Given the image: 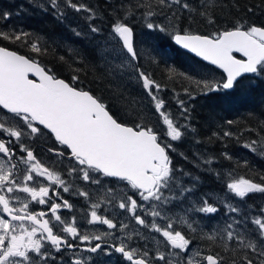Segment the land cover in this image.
Returning a JSON list of instances; mask_svg holds the SVG:
<instances>
[{
  "label": "trees",
  "instance_id": "obj_1",
  "mask_svg": "<svg viewBox=\"0 0 264 264\" xmlns=\"http://www.w3.org/2000/svg\"><path fill=\"white\" fill-rule=\"evenodd\" d=\"M181 2L188 3L190 9L178 4L162 6L160 0H71V4L83 6L80 11L71 7L69 0H57L55 8L51 0H0V47L35 60L56 77L88 91L118 122L133 127L136 124L149 126L162 146L170 142L172 147L166 152L170 157L171 175L175 177L171 189L179 191L172 195L190 189L182 195L200 204L206 199L208 204L217 207V212L200 217L203 226L198 228L209 229L231 219L232 213L226 215L224 204L214 202L212 196L228 190V175L264 186V75L243 76L229 91L202 90V85L197 87L196 80L222 81V74L177 48L171 43V37L176 33L211 37L236 27H264V0ZM149 12L154 14L147 15ZM6 13L7 19L4 18ZM77 21L85 26L79 27ZM117 21L132 29L133 45L136 41L138 43L142 34L144 42H141L148 51L144 60L139 52L142 48H134L138 56L133 61L135 71L137 73L139 68L161 85V90L156 93L164 102L161 111L167 113L174 126L181 130L179 140L171 141L167 136L163 117L155 112V101L151 97L149 100L138 98L141 96L138 89L143 88L142 80L119 86L106 76L100 65L98 46L89 37L108 33ZM148 23L159 25L166 31L149 29ZM93 27L98 31L93 32ZM18 33L26 35L16 40L14 37ZM34 43L40 52L31 50ZM74 76L77 79L73 80ZM143 91V96L149 97ZM134 98L139 99L140 104ZM180 101L187 111H183ZM225 132L231 135L225 136ZM37 137L48 140L53 148L49 134L44 132ZM35 140H30L32 146L41 139ZM253 140L257 143L252 148L245 147ZM36 148L40 151L39 147ZM64 165L58 174L64 184L66 181L71 184L76 174L69 175L68 169L74 164L64 161ZM228 195L233 197V207L241 205L238 218L245 221L243 235L249 237L250 219L258 209L254 201L256 196L248 193L238 204L237 196ZM193 226L197 231V225ZM201 237L209 254L229 264H244L242 258L245 254L255 259L251 249H245L235 241L216 236L209 238L203 234ZM255 241L258 247L263 244L261 240Z\"/></svg>",
  "mask_w": 264,
  "mask_h": 264
},
{
  "label": "snow or ice",
  "instance_id": "obj_2",
  "mask_svg": "<svg viewBox=\"0 0 264 264\" xmlns=\"http://www.w3.org/2000/svg\"><path fill=\"white\" fill-rule=\"evenodd\" d=\"M69 4L77 11L83 7L71 4V0H69ZM160 4L168 7L178 4L184 9H190V5L186 2L182 3L181 0H160ZM51 5L54 8L57 7V0H51ZM153 14L147 13V15ZM4 18H8L7 13ZM147 27L166 31L152 23H148ZM92 31L96 32L98 29L93 27ZM113 33L119 37V41H122V50L126 49L127 53L126 58L131 61L137 60V52L132 42V29L123 22L117 21L113 25ZM22 35L26 34L18 33L14 38L20 40ZM9 38L5 37V39ZM173 38L176 44L195 53L203 61L222 69L226 74V78L222 81L206 78L196 80L197 87L202 85V90L216 92L232 89L237 77L245 73L264 75V27L250 26L247 29L236 27L233 30L216 33L211 37L174 34ZM31 50L37 53L41 51L35 43L31 45ZM233 53H241L246 59H238ZM137 73L138 79L142 80L143 89L155 101V112L163 117V123L167 126V136L171 138V141L179 140L182 136L181 130L174 126L173 120L167 113L161 111L164 102L156 95L161 90V85L152 80L149 74L140 71L139 68H137ZM29 74L37 79H30ZM75 79L77 78L74 76L73 80ZM189 95L191 94L189 93ZM180 105L183 111H187L186 108H183V101H180ZM5 110L6 114H11L13 120L19 125L18 128H13L0 122V130H2L0 131V154L9 157L11 165L8 171L0 168V189L5 193L11 194L19 188L23 193H30L31 199L37 201L38 204L46 203L44 197L48 196L49 187L40 186L37 191L36 185L41 184L38 177L47 173L51 180L53 173L39 163L33 165L26 175L20 173L18 166L12 163V160H23L24 157H18L13 148L6 146L11 145L13 141L4 138L5 134L10 138H15V142L20 145L19 152H26V160L32 161L34 159L33 151L21 142V137L26 133L43 135L46 129L54 135L56 142L70 150L68 156L70 160L74 161V166L68 169L69 175L75 173L77 179L91 184H101L102 177L117 178L119 181L127 182V185L135 190L134 195L144 202L158 201L161 204L169 202V197L164 194L163 190L168 189L171 193L172 181L175 179L171 175L170 157L166 152V149L172 147L170 142L162 146L158 141L157 134L149 126L136 124L133 127L118 122L110 115L106 106L88 91L78 89L65 80L57 78L51 74L50 70L46 71L35 60L0 47V112ZM224 135L228 136L231 133L225 132ZM256 143L257 141L253 140L245 147L252 148V145ZM49 151L56 152L60 156L65 154L63 151L52 148ZM12 169H16V171L14 172ZM32 171L35 172V175L32 174ZM20 180L32 182L33 187L20 183ZM55 182L64 184V181L60 180L58 176L55 178ZM227 188L240 198L245 197L249 192H264V186L246 179L228 183ZM63 191L68 192L69 186L65 185ZM107 191L111 192L112 189L109 188ZM187 191L190 189H182L180 194ZM58 195L59 193L54 190L53 197ZM78 195L87 199L89 193L81 190ZM13 199L12 196L6 198L4 194H0V205H2L0 216L7 213L11 218L10 220L0 218V264H26V262L27 264H39L37 256L43 259L50 252L48 249L41 252V241L44 239L50 241L57 252L61 250V244L65 248L76 247L69 243L66 237L54 234L53 228L56 225L50 219H42L48 215L46 211L33 214L29 212L27 203H24L22 207H17L15 204L10 206V201ZM50 199L52 200L49 204L51 215L55 217V221L62 222L61 216L57 215L61 204L55 203L54 198ZM63 206L72 208L67 200L63 201ZM99 206L97 203L91 205L93 209ZM229 207L232 213L238 212L237 208L230 205ZM119 208L133 213L137 224L145 225V220L135 213L138 208L145 213L148 209L144 204H138L133 195H127L126 200H121ZM195 210L215 213L218 208L208 205L205 199L203 205ZM151 214L153 217L162 216L161 212L155 210V205H152ZM14 221L19 223H12ZM94 222L105 224L109 229L117 227L112 220L98 216L96 210L91 211V220L88 221L89 224ZM242 223L244 222L236 220L227 225V239L230 242L235 241L245 249H251L255 254V259L245 254L242 258L244 264H257V261L258 264H264V245L258 247L255 239L243 235V229L236 227ZM251 223L258 226L259 239L264 241V217L254 218ZM50 224L53 226L50 227ZM152 227L166 238L172 249H179L180 252L186 253L183 259L187 264H201V261L196 257L202 254L192 252L189 247L191 241L186 239L180 231L173 232L172 223L161 228L153 221ZM60 230L70 234L73 239L79 238L81 242L101 239L100 236L82 235L74 226H65ZM38 231L41 234L40 239L34 240L33 237ZM100 247V244H96L87 250L96 252ZM126 247V245L116 246L115 250L122 253L123 257L131 264H151L150 260L144 259L149 255L147 251L143 252L142 257L135 258L136 249L126 250ZM29 252H35L37 256H29ZM175 255L179 256L180 254L175 253ZM155 259L164 261L165 254L158 252ZM202 260L206 261V264H220V258L213 255L203 256ZM45 264H47L46 260ZM75 264H80V261L77 260ZM168 264L171 262L169 261Z\"/></svg>",
  "mask_w": 264,
  "mask_h": 264
},
{
  "label": "rangeland",
  "instance_id": "obj_3",
  "mask_svg": "<svg viewBox=\"0 0 264 264\" xmlns=\"http://www.w3.org/2000/svg\"><path fill=\"white\" fill-rule=\"evenodd\" d=\"M77 22L79 23V21ZM86 25L88 24L86 23ZM78 26L84 27L85 25L83 22H81L79 23ZM99 36H100V39L98 40L97 38ZM89 38H93L96 45L98 46V49H97L98 61L100 65L105 69L106 76L112 79L114 83H116L119 86H126L124 84H130V83L133 84V83L141 82V80L138 79V74L136 73L135 68H134L135 63L131 61L130 59L126 58L127 55L122 50L121 44L117 36H115V34L113 33V28H111L110 31L106 34L101 33V35H99V33H96L95 35H92V37H89ZM133 39H134V32H133ZM141 40L144 42L142 34H140V40H138V43L137 41L136 43H134V48H138V49L142 48L141 51L139 50V52H141V59L146 60V54H147L146 51H148L147 49L148 47L146 46L143 47ZM142 91H143V88L138 89V92H141V96L140 97L137 96V97L138 98L144 97L146 100H149L150 97L143 96L144 91L143 92ZM134 101L137 104H140L139 99L134 98ZM0 122L5 123L9 127H13V128L19 127V125H17V123L13 120L12 117L10 119L7 116L5 117L0 116ZM164 131L167 132L166 125H164ZM35 136L36 135L26 133L22 135L21 142L28 143L31 139L33 140ZM14 142H15V138H14ZM15 144H16L17 156L18 157L22 156V154L19 152V147H20L19 143L15 142ZM18 161L23 164V169L22 171H20V173H23L26 175L31 170V167H32L31 164L28 161H26L24 158L23 160L18 159L17 161L14 162L17 166H18ZM12 163H13V160H12ZM10 166H11L10 158H6L4 157L3 154H0V168H3L4 171H8ZM12 170L14 172L16 171V169H12ZM32 174L35 175V172L32 171ZM80 180L81 181H77V178L73 180V182L76 181L77 184H74V183L68 184L67 183L68 181H66L65 184L61 185L60 187L61 194L67 197H70V196L78 197L79 198L78 204L88 206L90 211L92 210L98 211L99 209H101L102 213L100 214L99 212H97V215L101 216L102 218H104V214L108 210V219L112 220V222L115 223L116 225H117L116 221H119L121 223L120 227L118 228V233L115 235L114 228L109 229L105 227L104 224L102 223L89 224L88 223L89 220H85V224L87 228L94 235L100 236L101 242H104L107 236H108V242H110L111 239L109 238V235L112 233L114 234V237H113L114 242H120V241L126 242V239L128 238V234L126 233V230L122 229V227L128 224L129 228L132 229L133 227L137 226L135 216L133 215V213L119 208V203L121 202V200H126L127 195H133V198L137 199L138 204H144L145 207L148 209L147 213H145L144 211L138 208L135 213V215H140L145 220L146 226L152 225L153 221H158V222L161 221L160 227L164 228L166 227L168 223L167 224L162 223L163 220H169L171 221L173 226H179V227H183L186 229H189L191 226L196 224L197 225L196 229L200 233L202 231L204 236L205 235L212 236V237L216 236L218 237V239L224 240V239H227V225L229 223H234L236 220H240V221H243L244 223L237 225L236 227L237 229L242 228L243 229L242 234H244L245 221L238 218L240 212L238 211L236 213H232L230 210L229 205L233 207L231 203V200L233 199V197L229 196L228 194L231 193L233 196H236V195L233 194L229 189L224 193H221V194L216 193V194H213L212 196H213L214 202L224 204L223 208H224V213L226 215L232 213L231 219L224 220L226 223L223 225L212 226L209 229L202 228L203 229L202 230L198 228V227L203 226V224H201V221L203 219L200 220V217L203 218L209 213L196 211L195 209L202 206L203 203L200 204L196 200L192 201L190 200V198H186L181 194L172 195L175 192L179 193V191L175 188L171 189V193H169V191H166V189L163 190L164 194L169 197V202L166 204H161L158 201L144 202L140 200L138 196L134 195L135 190H132L130 186L127 185V183L122 182V181L108 179V189L109 188L112 189V191L109 192L106 189L107 184H106V181L103 180V178H101V184H91L90 186L86 185L82 179ZM239 180L240 179L235 178L233 175H228V183L236 182ZM20 183H23L26 186L31 187L28 181L26 180H20ZM65 185L69 186L68 192L63 191V188ZM49 187L51 188L52 186H49ZM72 190L75 193H72L71 192ZM81 190H85L89 193V196L87 199L83 196L78 195V192ZM0 192L5 194L6 198H8L9 196H12L14 199L11 200V202L17 206L23 205L24 203H27L29 205L35 204L34 201L31 199L30 193H23L22 191H20L19 188L14 190V192L11 194L5 193L2 189H0ZM249 193H252L256 196V198H254V201H256V203L258 204L257 211L255 212L254 215H252L250 219L249 237L255 240H260L259 234L257 232L258 226L251 223V221L257 217H264V192L253 191ZM236 199L239 204L241 203L243 198L236 197ZM92 203H97L100 206L96 209H93L91 207ZM107 203H108V208H106ZM78 204L75 203V205H78ZM152 205H155V210L161 212L162 216H157V217L152 216L151 214ZM240 206L241 205L239 204V206L235 208L239 210ZM0 218H3V216H0ZM65 225L76 227L75 223H66ZM105 234H108V235H105ZM157 242H156V239L153 238L150 240V245H153V244L156 245ZM262 245H264V241ZM45 248L50 250V252L43 259L39 258L35 252H29V256H37V260L39 261V264H45V260L47 264H75L77 260L80 261V264H85L86 262L91 261V258H94V257L90 258L88 256H82L79 253H77L75 255H71L70 258L64 259L63 261H57V260L54 261V253H53L54 250L48 248L45 245H42L41 252H45L46 251ZM65 254L68 255L69 253H65ZM89 264H106V261L102 258H98L97 256L96 259H93Z\"/></svg>",
  "mask_w": 264,
  "mask_h": 264
},
{
  "label": "flooded vegetation",
  "instance_id": "obj_4",
  "mask_svg": "<svg viewBox=\"0 0 264 264\" xmlns=\"http://www.w3.org/2000/svg\"><path fill=\"white\" fill-rule=\"evenodd\" d=\"M0 116H7L8 118L11 119V116L9 117L7 114H1ZM48 134V133H47ZM38 135H36L37 137ZM6 140L7 139H11L13 141V143L11 145H6L9 146L11 148H13L16 151V144L14 142V138H10L7 136V134H5L4 137ZM41 139V140H37ZM33 140L38 141L36 142V146H32V142L30 141L28 142L26 145V147H28L30 150L33 151V156L34 159L32 161H28L31 166L39 163L42 167H47L49 171H51L53 173V178L51 180H49L47 173L44 174V176L42 177H38V179L41 181V184L36 185V190L39 189L40 186H52L51 188L49 187V193L47 197H44V199L46 200V203L44 205H40L37 203V201H34L35 204H30L29 205V212H32L33 214H35L36 212L39 211H46L48 213V215L44 216L42 219H50L55 225L56 227L53 228L54 234H58L62 237H66L68 242L71 244L76 245L75 248H65L63 244H61V250L59 252H57L55 250V248L51 245V243L47 240L44 239L41 241L42 245L47 246L50 249H53V253H54V261H63L64 259H68L71 257V255H75L77 253H79L82 256H88V257H94L91 258V261L93 259H96V257L98 256V258H102L106 261V264H131L130 261L126 260L122 253L117 252L115 250L116 246H121V245H126V250L135 248L136 249V257L135 258H140L143 256V252L147 251L148 252V256L144 257V259L150 260L151 264H168V262L170 261L171 264H187L186 260L183 259V257L186 255V253H182L180 252L179 249H172L171 245L167 242L166 238H164L162 236V234L160 232H157L155 230V228L152 227V225H147L146 226V222L145 225H140L137 224L136 227H133L132 229L129 228V225L127 224L126 227H122V229L126 230V233L128 234V238L126 239V242H114L113 241V237L114 234L116 235L118 233V228L120 227L121 223L119 221H116L117 223V227L114 228L115 233L110 234L109 238L111 239L110 242H108V236L106 237V240L104 242H101L100 239H90V241H85V242H81L79 238L73 239L72 236L66 232L61 231L60 229L65 227L66 223H75L76 227L78 228V233L82 234V235H88L89 237H95L97 235H94L86 226L85 224V220H91V211L89 209L88 206H84V205H79L78 201L79 198L78 197H67L63 194H61L60 192V187L61 185L64 184H59L55 182V178L58 176L60 180H62L58 174V172H60L61 170L63 171V169L65 168L64 165V161H68L71 164H74V161L69 159V156L67 155L68 152L61 147L58 143L54 142L52 140L53 143V148L50 147L48 144V140L43 139V138H39L37 137ZM52 139V138H51ZM30 143V145H29ZM39 147L40 151H36L35 148ZM56 149L57 151H63L65 150L67 152V154L65 153L63 156L57 155L56 152H50L49 149ZM37 149V148H36ZM39 152V153H38ZM64 152V151H63ZM22 156L25 158L26 160V152L21 153ZM5 157V156H4ZM9 158V157H6ZM18 160V159H17ZM17 160H13V163ZM27 161V160H26ZM18 168L19 171H22L23 169V164L21 162L18 161ZM103 178V177H102ZM103 180L106 181L107 184V188L108 189V178H103ZM77 181H81L80 179H77ZM84 182V181H83ZM29 185L31 187H33V183L32 182H28ZM74 184H77L76 181L72 182ZM85 183V182H84ZM86 185L90 186L91 183H85ZM54 190L59 193L58 196L53 197L54 194ZM72 193H75L73 190L71 191ZM0 194H3L0 192ZM5 195V194H4ZM6 196V195H5ZM62 197V198H61ZM50 198H54L55 203H59L61 204V207L57 210V215H60L62 218V222L60 221H55V217L51 215L50 212V208H49V204L52 202V200ZM39 199V197H38ZM67 200L69 204L72 205V208L69 209L67 207L63 206V201ZM78 204V205H75ZM12 202L10 201V206H12ZM17 206V205H16ZM22 207V205H20ZM17 206V207H20ZM106 208H108V203L106 204ZM97 212H99L100 214L102 213V210L99 209ZM0 213L1 212V208H0ZM3 216V215H2ZM73 217H75V220H73ZM3 218H7L5 216H3ZM104 218H108V210L106 211V213L104 214ZM8 219V218H7ZM171 223V221L169 220H163L162 223L167 224V223ZM12 223H19V222H12ZM27 225V221L25 222ZM94 223H100V222H94ZM150 223V221H149ZM156 225L160 227L161 225V221H155ZM53 226L52 224H50V227ZM105 227H107V225L104 224ZM108 228V227H107ZM173 232L175 231H180L182 235L185 236L186 239L191 241V244L189 245L190 249L192 250V252H199L202 255L199 257H196L197 260L201 261V264H206V261L202 260L203 256L206 255H212L209 254L208 248L206 247L205 244V240L202 236L203 232H198V230H194V226H191L189 229L183 228V227H179V226H173ZM196 234V235H195ZM198 234V235H197ZM40 232L38 231L37 234L33 237V239H40ZM108 235V234H105ZM45 236V235H44ZM155 238L156 239V245H150V240ZM96 244H100V248L97 249L96 252H90L87 249L95 246ZM147 245V246H145ZM46 250V248H45ZM164 253L165 254V260L161 261L158 259H155L157 253ZM65 253H69L68 255H66ZM175 253H179L180 255L177 256L175 255ZM214 257H217L216 255H213ZM91 261L86 262L85 264H89ZM220 264H229L227 262H225L223 259L220 258Z\"/></svg>",
  "mask_w": 264,
  "mask_h": 264
},
{
  "label": "water",
  "instance_id": "obj_5",
  "mask_svg": "<svg viewBox=\"0 0 264 264\" xmlns=\"http://www.w3.org/2000/svg\"><path fill=\"white\" fill-rule=\"evenodd\" d=\"M231 30H233V29H231ZM227 31V30H226ZM176 34H183V35H199V34H191V33H176ZM173 36H174V34L172 35V37H171V43L173 44V45H175L177 48H179L180 50H182V51H184L185 53H187L188 55H190V56H192L193 58H195V59H197L198 61H200V62H202V63H204V64H206V65H208V66H210V67H212V68H214V69H216V70H218L222 75H223V79L224 78H226V74L225 73H223V70L222 69H219V68H217L215 65H211L209 62H207V61H203V59L201 58V57H197L196 55H195V53H193V52H191V51H189L188 49H185V48H183L181 45H178V44H176V42H175V40H174V38H173ZM201 36H204V35H201ZM118 38V40H119V37H117ZM120 42V44H121V47H122V41H119ZM132 42H133V36H132ZM11 51V50H10ZM124 52L126 53V49L124 50ZM18 54V53H17ZM127 54V53H126ZM18 55H20V54H18ZM233 55L234 56H236L238 59H246V58H244L243 56H242V54L241 53H233ZM42 67V66H41ZM247 75H252L251 73H245V74H242L241 76H239V77H237V80L238 79H240L241 77H243V76H247ZM29 78L30 79H37L36 77H33L31 74H29ZM58 78V77H57ZM60 79V78H59ZM236 80V81H237ZM66 82V81H65ZM229 90H231V89H229ZM229 90H224V91H229ZM84 91H86V90H84ZM4 112H6V110L4 111ZM40 127H42V126H40ZM44 131H46L47 133H49L50 134V136L52 137V139H53V141H55V138H54V135H52L50 132H48V130H44ZM56 142V141H55ZM58 143V142H57ZM62 146V145H61ZM62 147H64L65 149H66V147L65 146H62ZM67 150V149H66ZM68 151V153L70 152V150H67ZM109 179H117V178H109ZM118 180V179H117ZM235 194V193H234ZM0 208H1V212H2V205H0ZM3 216H5V217H7L9 220L11 219L10 218V216L7 214V213H3ZM45 235V237H46V233L44 234ZM50 242V241H49ZM51 243V242H50Z\"/></svg>",
  "mask_w": 264,
  "mask_h": 264
}]
</instances>
